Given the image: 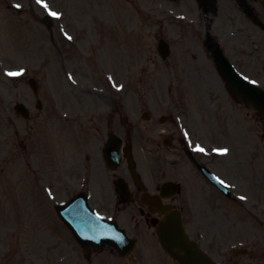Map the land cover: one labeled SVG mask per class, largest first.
Masks as SVG:
<instances>
[{
    "label": "rangeland",
    "instance_id": "rangeland-1",
    "mask_svg": "<svg viewBox=\"0 0 264 264\" xmlns=\"http://www.w3.org/2000/svg\"><path fill=\"white\" fill-rule=\"evenodd\" d=\"M247 3L264 25V0ZM216 7L214 15L209 13L211 33L237 70L264 89V29L234 0H216ZM47 12L57 13L51 15L50 28L41 21ZM204 26L198 0H0V105L8 89L23 91L24 101L36 115V98L28 83L14 89L18 82H9L5 75L6 69L22 67L27 78L36 79L40 99L58 104L59 117L65 119L44 118L39 124L35 117L28 121L14 117L9 124L0 115V264H177L138 214L135 219L124 217L131 227L129 234L139 240L130 256L123 259L104 248L88 260L56 215L53 206L71 193L68 137L74 130L68 109L84 83L103 84L107 96L118 94L125 113L141 128L162 126L157 120L160 114L187 120L190 113L195 117L192 121H204L203 129L197 126L196 132L210 142L212 123L216 126L219 120L217 128L222 130L226 119L230 131L226 141L220 134L212 138L228 146L233 143L239 154L235 162L244 155L251 175L240 179L230 173L241 185L236 192L245 195L244 200L235 205L221 201L225 213L217 214L199 244L221 264L233 262L230 253L235 247L248 248V255L237 264H264L263 124L253 110L229 102L220 77L207 68V61L187 60L205 53ZM159 36L171 44L170 56L163 61L156 51ZM252 40L260 44L256 52L251 51ZM184 65L198 70L186 73ZM83 67L90 76H83L85 71L78 69ZM64 68L75 73L78 69L79 73L73 72L75 87L66 81ZM84 77L88 81L83 82ZM111 83H122L124 92L113 90ZM211 107L219 108L216 116ZM142 110L149 111L148 120L140 118ZM63 111L67 116L61 115ZM234 121L243 134L233 132ZM133 142L138 147L147 141L139 133ZM54 143L59 144L56 151ZM52 176L54 180L64 176L60 181L64 184L55 185ZM197 203L191 205L193 212ZM98 205L106 208L105 203Z\"/></svg>",
    "mask_w": 264,
    "mask_h": 264
},
{
    "label": "flooded vegetation",
    "instance_id": "flooded-vegetation-1",
    "mask_svg": "<svg viewBox=\"0 0 264 264\" xmlns=\"http://www.w3.org/2000/svg\"><path fill=\"white\" fill-rule=\"evenodd\" d=\"M204 43L207 54L187 60L207 61L209 62L206 64L207 68L210 71L215 70L211 52L212 43L208 40ZM183 68L186 73L198 70L197 68H189L186 65ZM11 80L9 79V82ZM14 81L18 82L13 85V88L16 89L26 80L21 76L14 79ZM101 86L104 85L101 84ZM78 94L72 96L75 100H73L72 108L68 109V122L71 123L74 132L72 131L69 135L73 143V157L72 170L67 173V180L70 182V191L73 195L80 191L86 193L89 201L112 203L114 204L113 215L122 212L131 214L134 211L141 214L145 213L142 210L143 205L141 202V195L144 192L143 185L139 180L137 185L131 179L130 172L121 157L119 149L120 140L122 144L129 145L131 148L134 138L140 133L147 142L136 147L133 156L138 166L139 171H137L145 184V190L151 193H161L160 188L163 182L176 183L179 189L178 192L172 194L169 189L163 193L168 195L166 201L181 209L185 226L192 235L202 234L206 230L205 227H209L213 219L216 220L220 201L227 200L235 203L233 200H229L195 165V163L203 165L209 171L230 182L229 174L235 168V153L232 144L227 146L228 144L222 142L221 145L227 146L229 151L222 155H216L211 152V146L213 144L218 145L221 141L205 142L203 137L193 134V129L189 125L172 121L163 127L141 128L139 121L134 122L129 119H132L131 116L124 115L123 101L118 94L107 96L106 89L104 92H91L88 85H83L82 89L79 88ZM24 95L23 91L16 93V91L13 92L8 89L6 97H4L5 102L3 106L0 105V115L6 123L12 124L13 117H21L15 112L14 105L17 102H22ZM40 95L41 93L38 92L36 99H39ZM120 95H123V93ZM229 102L234 105L233 100H229ZM38 103L39 107L36 115L32 113L26 121L33 117L38 119L39 124L44 118L54 119L56 122L59 120L57 115L58 104L55 102L49 103L43 99H39ZM218 111V107L212 108L214 116L218 114ZM228 119L232 120L229 114ZM218 122L219 120H216L217 125H212L213 127L208 135L213 137L215 134H220L226 141L227 135L230 133L228 130L229 125L225 119L224 123H221L224 129L222 127V130H220L217 128L220 125ZM183 126L191 130V138L200 140L201 144L204 145L205 150L193 152L190 155L193 159H190L187 155L184 140L181 136L180 130ZM233 132H238L240 135L244 133V130L237 126L235 122ZM263 137L264 131L262 133ZM105 144L110 145L111 149L117 148L118 164L114 169L107 165L103 155ZM145 144L147 145L144 146ZM144 152L150 157L145 156ZM119 178L126 181V192L119 188L117 182ZM63 179H65L64 176L60 179L56 178L55 182L58 183ZM193 199L198 200V206L194 212L189 211V208L187 209L185 203H183V201H193Z\"/></svg>",
    "mask_w": 264,
    "mask_h": 264
},
{
    "label": "water",
    "instance_id": "water-1",
    "mask_svg": "<svg viewBox=\"0 0 264 264\" xmlns=\"http://www.w3.org/2000/svg\"><path fill=\"white\" fill-rule=\"evenodd\" d=\"M205 12L208 8L215 11V0H201ZM42 21L49 26L51 18L45 15ZM158 50L162 57L168 53L167 44L160 41ZM215 62L225 81L227 88L235 100L245 103L247 106L257 110L264 118V90L249 83L238 75L221 49L215 47ZM152 205V211L158 210L162 217L154 219L155 231L163 248L179 264H215L196 243L190 240L183 229L181 214L179 210L170 205L163 204L160 199H154L147 203ZM57 213L67 223L76 240L88 252L89 246L100 248L104 244L111 245L121 255H128L134 248L136 239L127 238L125 233L113 222L107 223L93 215L87 207L84 198L78 196L69 203L56 207ZM244 253L245 250H241Z\"/></svg>",
    "mask_w": 264,
    "mask_h": 264
},
{
    "label": "bare ground",
    "instance_id": "bare-ground-1",
    "mask_svg": "<svg viewBox=\"0 0 264 264\" xmlns=\"http://www.w3.org/2000/svg\"><path fill=\"white\" fill-rule=\"evenodd\" d=\"M259 48H260V44L257 41L252 40V42H251V51L252 52H256V51L259 50Z\"/></svg>",
    "mask_w": 264,
    "mask_h": 264
},
{
    "label": "snow or ice",
    "instance_id": "snow-or-ice-1",
    "mask_svg": "<svg viewBox=\"0 0 264 264\" xmlns=\"http://www.w3.org/2000/svg\"><path fill=\"white\" fill-rule=\"evenodd\" d=\"M37 2L38 3H42V0H37ZM45 7H46V5H44ZM17 7H19V6H17ZM50 15H53V16H56L57 15V13H50ZM9 75H19V73H9ZM199 150H201L202 151V149H199ZM224 151H227L226 149L224 150ZM221 183H223L222 181H221ZM241 199H243V197H241Z\"/></svg>",
    "mask_w": 264,
    "mask_h": 264
}]
</instances>
